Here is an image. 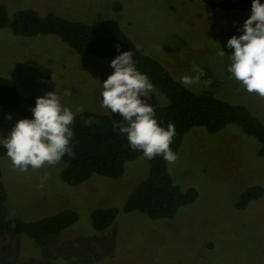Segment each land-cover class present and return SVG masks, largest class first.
Here are the masks:
<instances>
[{"label":"rangeland","instance_id":"374dc122","mask_svg":"<svg viewBox=\"0 0 264 264\" xmlns=\"http://www.w3.org/2000/svg\"><path fill=\"white\" fill-rule=\"evenodd\" d=\"M9 10L30 8L42 15L93 22L115 19L144 53L160 61L178 81L196 77L189 88L212 90L220 98L245 104L264 124V97L249 93L227 68L251 11L225 12L202 0H0ZM225 55H219L220 51ZM111 61L80 56L54 35L23 38L0 30V76L14 79L23 94L43 97L55 92L62 107L74 114L109 113L102 107L103 83L113 74ZM70 90V95H64ZM155 107L166 103L156 89L141 97ZM11 115L12 119L6 117ZM24 119L0 107V141ZM3 143L0 142V145ZM260 143L236 125L216 134L192 129L168 163L182 190L194 189L197 199L181 207L171 220H151L126 212L129 194L148 174L138 157L126 164L119 179L94 175L78 186L62 181V161L22 173L11 159L0 156V264H264V195L238 209L248 188H264V156ZM47 174L48 178L45 179ZM42 185V186H41ZM64 208L79 213L70 228L40 249L23 235H11L3 223L12 217L36 220ZM96 208H116L105 230L92 227Z\"/></svg>","mask_w":264,"mask_h":264},{"label":"trees","instance_id":"16d2710c","mask_svg":"<svg viewBox=\"0 0 264 264\" xmlns=\"http://www.w3.org/2000/svg\"><path fill=\"white\" fill-rule=\"evenodd\" d=\"M206 7L225 12L251 11L252 0H202ZM264 4V0H260ZM9 29L13 35L23 38L54 35L80 56L94 55L112 61L126 51L133 53L136 69L148 76L150 82L166 99V103L153 107L158 126L167 129L174 125L175 135L170 150L176 155L185 136L194 128H203L216 134L228 125L238 126L245 135L260 143L259 155L264 156V124L245 104L228 102L212 90L196 91L183 86L164 65L144 53L121 28L115 19H99L93 22L72 20L53 12L46 15L30 8L9 10L0 3V30ZM117 46L120 52H117ZM40 96L23 94L14 79L0 76V107L16 113L24 119H33L31 109ZM91 119L93 123L86 125ZM124 125L119 113H95L84 111L74 114L70 128L74 135L70 146L74 156L65 154L61 161V178L68 186H78L94 175L111 179L121 178L126 164L142 157L149 165L148 174L137 184L127 197L126 212H139L151 220H171L179 209L194 202L198 192L182 190L174 182L168 163L162 156L149 160L141 150H133L119 128ZM7 150L0 145V156ZM0 170V177H1ZM264 195L262 186H253L244 191L238 200V209H245L251 201ZM117 215L116 208H96L92 212L91 224L97 231L109 227ZM79 219V213L64 208L55 213L28 220L12 217L3 223L11 235H23L37 248L48 246L50 240L70 228Z\"/></svg>","mask_w":264,"mask_h":264},{"label":"clouds","instance_id":"9594fccd","mask_svg":"<svg viewBox=\"0 0 264 264\" xmlns=\"http://www.w3.org/2000/svg\"><path fill=\"white\" fill-rule=\"evenodd\" d=\"M238 31L243 34L232 36L226 45L234 49L229 56L231 63L227 72L241 82L246 91L264 97V4L260 0H252L251 15ZM117 52H120L119 46ZM219 55L224 56V51L221 50ZM132 57L133 53L126 51L111 61L114 72L102 84V107L122 117L125 124L114 123L113 129L119 128L120 133L127 135L133 150H141L149 160L162 156L172 163L177 159L170 150L175 135L174 125L168 124L167 129L158 126L153 107L146 100H141V97L154 91V86L147 75L136 69ZM193 71L199 75L182 77L180 83L183 86L199 83V76L204 73L195 65ZM70 94V90H65L64 95ZM77 111L82 112L83 109ZM31 112L33 119L19 120L8 137L0 141L14 169L22 173L28 172L29 167L40 169L45 164L54 166L65 154L74 156L70 146L74 135L70 128L74 113L68 107H62L60 97L55 92H48L37 98ZM6 119L11 120V115ZM92 123L91 119L85 121L86 125ZM44 178H48L47 174Z\"/></svg>","mask_w":264,"mask_h":264}]
</instances>
